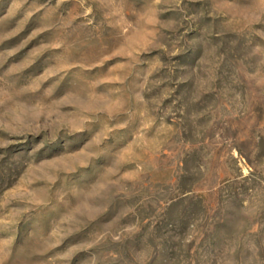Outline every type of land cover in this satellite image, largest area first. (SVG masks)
Instances as JSON below:
<instances>
[{
    "label": "rangeland",
    "instance_id": "374dc122",
    "mask_svg": "<svg viewBox=\"0 0 264 264\" xmlns=\"http://www.w3.org/2000/svg\"><path fill=\"white\" fill-rule=\"evenodd\" d=\"M0 264H264V0H0Z\"/></svg>",
    "mask_w": 264,
    "mask_h": 264
}]
</instances>
